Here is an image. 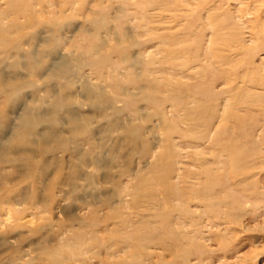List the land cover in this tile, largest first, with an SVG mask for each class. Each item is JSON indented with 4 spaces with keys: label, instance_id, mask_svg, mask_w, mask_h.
Listing matches in <instances>:
<instances>
[{
    "label": "rangeland",
    "instance_id": "obj_1",
    "mask_svg": "<svg viewBox=\"0 0 264 264\" xmlns=\"http://www.w3.org/2000/svg\"><path fill=\"white\" fill-rule=\"evenodd\" d=\"M0 72V143L54 90L110 107L65 104L89 133L35 149L47 175L0 164V264H264V0H0Z\"/></svg>",
    "mask_w": 264,
    "mask_h": 264
},
{
    "label": "bare ground",
    "instance_id": "obj_2",
    "mask_svg": "<svg viewBox=\"0 0 264 264\" xmlns=\"http://www.w3.org/2000/svg\"><path fill=\"white\" fill-rule=\"evenodd\" d=\"M58 56L56 60L54 58H51L49 60L46 71L49 72L50 76H53V79L55 80L57 79L59 81V80L66 79L67 77L70 76L71 67L69 66V62L65 60L64 56H59V57ZM27 57H28L26 61L27 65L30 67L31 71H35L36 66H37V61H35V58L37 57V55L31 52L30 54H28ZM14 80L15 79L13 78V76L12 77L8 76L7 78L4 76L3 72H0V86L1 88L6 89L4 91L6 95L8 94L7 92L9 89H13L12 86H14L13 85ZM70 85L71 84L65 83V84H60V87L68 88ZM79 86L82 89V92L80 94L72 93L69 91L68 94L61 96V94L57 90L51 91V107L49 110H44L42 112H39V110L35 108L33 109L27 108V107L22 108L21 109L22 111L14 118L15 121L18 122V124L14 126L13 130H11L10 135L7 132L8 138L4 140V143H0L1 144L0 145V164L9 165V167L11 168V172H15V171L17 172L19 166L21 167H25V165L27 167L36 166V168L43 171L41 175L43 176L47 175V174H44V169L49 165H53V163L55 165V164H58L59 162L56 161V159L51 160V158H49L48 162L39 165L37 161L34 162V160L37 158L38 153H39V151L37 152V150L35 149H40L41 152L43 151L46 154L47 152H50L49 154L51 155H54L60 152L59 146L64 145L63 140H60V137L62 135V132L60 129L65 124L68 125L69 129L74 133V135L72 136V138L74 139H75V136H78L84 133H89L84 130L82 133V129L88 125L86 124V122L88 121L87 117L84 118L85 117L84 115L73 114L72 112H70L71 109L69 110L66 109V112L62 113V114L67 115V121H64V123L62 122L63 121L62 116H59L60 114L58 113H60L63 110V108H65V104L67 105L70 104L73 106L78 105V107H82V106L89 107L90 106V107L101 109V110L102 108L104 109L110 108L109 102H108L109 99H104V97L101 95L97 96L95 92V88L92 87L91 84H87L86 82H83L79 84ZM255 94L257 95L260 93H255ZM73 95H76V96H73ZM77 97L78 99H76ZM79 97L83 98L84 100L79 101ZM233 99L234 97L231 96L230 100H233ZM2 123L5 124L3 128H5L6 125L7 126L9 125L8 121H4ZM51 140L52 141L55 140L56 142V146L53 147V149L47 148ZM94 145L96 148L100 147L98 143ZM79 151L81 150H79L78 148L77 150L75 149L72 155L75 157L79 156ZM234 154L236 155V161H237L238 156L235 152ZM10 155L13 157H9ZM78 163H81L87 168L91 166L96 171H99L102 168H106V165L103 162V158H101L98 155L93 157L92 160L84 159L82 162L78 161ZM176 163H179V162L176 161ZM2 169L3 167L2 168L0 167V171H2ZM80 176L83 178L82 180L86 181L89 184L94 182L93 181L94 174H89L88 172L83 174V172H81ZM70 177H75V174L71 173ZM137 178L138 177H136V179ZM101 194L102 193L100 192V195ZM102 195L105 196V201H103V203L108 204L109 208L115 211L117 202L116 201L110 202L112 198L111 195H108V194H102ZM110 218H111L110 216L104 217V219H110ZM134 264H137V263L135 262Z\"/></svg>",
    "mask_w": 264,
    "mask_h": 264
}]
</instances>
